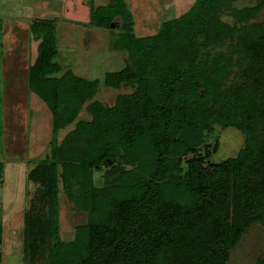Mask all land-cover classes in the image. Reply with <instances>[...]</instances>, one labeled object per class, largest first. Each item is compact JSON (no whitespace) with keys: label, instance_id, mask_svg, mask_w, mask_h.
Listing matches in <instances>:
<instances>
[{"label":"trees","instance_id":"16d2710c","mask_svg":"<svg viewBox=\"0 0 264 264\" xmlns=\"http://www.w3.org/2000/svg\"><path fill=\"white\" fill-rule=\"evenodd\" d=\"M237 1L193 0L156 35L137 38L123 10L126 34L115 48L127 64L103 83L132 92L112 106L97 101L98 81L63 70L50 22L30 24L37 47L27 52V87L52 121L48 154L26 175L36 189L23 212L25 264H225L247 229L264 225V17L256 20L264 0ZM98 9L91 26L117 19ZM215 126L237 129L244 145L234 158L206 163ZM172 158L183 159L181 180L168 179ZM82 164L131 168L97 187ZM58 165L69 201L88 216L69 242L58 232Z\"/></svg>","mask_w":264,"mask_h":264},{"label":"rangeland","instance_id":"374dc122","mask_svg":"<svg viewBox=\"0 0 264 264\" xmlns=\"http://www.w3.org/2000/svg\"><path fill=\"white\" fill-rule=\"evenodd\" d=\"M7 1L12 3L8 6L11 10L7 8L3 10L5 17L0 16V22L2 23V27L4 26L5 19L10 22L7 23L8 27L6 29L7 31H13L15 36L12 32L11 36L9 33L7 37L9 44L7 46L8 48L13 47L16 49V52H6L2 57L3 68L6 70L3 74L11 73L12 70H19L20 74L24 72L21 76L26 77L27 68L25 70V68H20L21 66L19 65L20 63H25L26 65V60H29V56L26 55L27 49L23 46L22 41H26L25 36L27 34L29 38L31 37L30 32H27L31 31L30 24L43 20L50 22L51 31L56 35L55 46L59 52L57 61H59L63 70L70 69L74 75L84 80L98 81L96 99L99 103L112 106L117 94H129L132 92V89L127 85L122 86L119 91H113L105 87L103 83L107 73L121 71L127 64L126 52L115 48L116 39L121 34H126V31H124L126 29L122 28L123 30H121L117 28V25L121 23L120 20H122V24H125V18L128 17V15L123 13V10L127 11L128 6L122 0H87L90 7L99 5L98 14L109 17L117 16L115 17L117 20L119 18V23L113 24V21H111L108 27H94L93 25L91 30H89L90 27L86 26L87 23L85 21L84 23L82 22L81 16L83 13L80 9L77 8V11L74 10L71 13L65 12L64 14L61 8L65 6L59 4V0ZM68 1H70V4L67 3ZM73 1H65L68 8H72L74 3H78L77 0ZM136 1H130V3H134L133 15L135 16L134 20L137 23V27H133L132 33L136 38L156 35L159 26L163 22L179 17L188 11L193 2V0H142L140 3ZM255 2L257 0H238L235 6L241 8ZM57 7L60 8L56 10ZM148 15L150 17L146 19L145 17ZM263 17L264 9L256 20L260 21ZM71 25L74 28H71ZM113 25L114 27L112 28ZM1 30L3 31V29ZM20 36L23 40L18 47L17 38ZM85 40L86 42H84ZM30 43L33 44L29 47H33L34 50L37 43L32 41ZM24 87L20 89L23 91ZM18 105L15 103V105L10 106L8 112L15 117H24L25 110L23 109V112L21 111L22 109L19 110L18 108L22 106ZM2 109L3 105L0 96V163L2 165L0 172V264H25L19 256L22 242V238L20 240L22 232L21 214L30 205L31 197L36 189L34 184L29 181L27 182L26 175L37 163L42 162L41 160L48 154V149L37 159L22 161L24 154L21 152L24 150L22 148V138L15 141L16 131L5 132L2 130ZM89 118V115L83 110L80 119L88 120ZM64 134L61 135V138H63ZM205 142L210 154L206 163L209 161L221 162L237 156L238 152L243 148L244 135L235 128H220L215 126L213 131L208 134ZM204 151L203 149L200 150L202 155L205 154ZM5 152L11 156H7ZM13 152L17 154L12 155ZM23 162L24 165L22 164ZM168 165L170 167L168 179L181 180L185 171L183 159L172 158L168 162ZM81 167V169L91 174L93 185L97 187L102 186L104 178L123 169L131 168L130 165L123 166L121 164L98 168L82 164ZM61 173L62 167L58 165V232L60 240L69 242L74 239L76 228L87 223L88 216L84 212L77 211L69 201ZM19 177H21V181H19ZM17 209H20V219L18 221H16L18 216ZM4 219L10 221L9 226L11 228L9 230L5 227L7 223H3ZM225 264H264V225L260 223L251 225L239 239L238 243L229 250Z\"/></svg>","mask_w":264,"mask_h":264},{"label":"crops","instance_id":"0c3cea01","mask_svg":"<svg viewBox=\"0 0 264 264\" xmlns=\"http://www.w3.org/2000/svg\"><path fill=\"white\" fill-rule=\"evenodd\" d=\"M65 1L66 0H59V4L65 6V7L61 8V10L64 11V14H65V12L71 13L74 10L77 11V8L80 9L83 13V15L81 16L82 22L84 23V21H85V23H87L86 26L90 27L89 30H91V27H93V26H91L89 24L90 13L92 10L98 8L99 5H97L95 7L94 6L90 7L89 2L87 0H77L78 3H74L72 8H68L67 7L68 5L66 4ZM122 1L128 6V7L126 6L127 12L132 17L133 27L136 28L137 23L135 22V20H134L135 16L133 15L134 3L133 2L130 3L131 0H122ZM136 2L140 3V2H142V0H139V1L137 0ZM67 3L70 4V1H68ZM0 4H1V7H3L4 9L7 8V9L11 10L8 6L11 5L12 3H9L7 0H1ZM59 8L57 7L56 10H58ZM146 15H147V13H146ZM2 17H5V16H2ZM149 17L150 16L148 15L145 18L148 19ZM116 20L117 19H114L113 24H116L117 22L119 23V20H117V21ZM7 23H10V22L5 19L4 20V26H3L4 38L2 40V42H3V47H2L3 48V55H2V57L4 56V54H6V52H16V49H14L13 47L8 48V46H7L9 44L8 43L9 40L7 39V37L9 36V33H10V36H11V32H12V34H14L13 31H7V29H6L8 27ZM120 26H121V23H120V25L119 24L117 25V28H120ZM113 27H114V25L112 26V28ZM71 28H74V26L71 25ZM27 32H29V31H27ZM14 36H15V34H14ZM25 37H26V41H22L23 39L21 36L19 38L16 37L17 38V46L19 47L20 42L22 41L23 46L26 47L27 52H28L29 46H31V44H33V43H30L31 40H29L28 34ZM84 42H86V40ZM35 47H37V45ZM31 49L33 50V47ZM33 51H36V48H34ZM2 57L0 59V61H1V63H0V96H1V101H2V105H3V109H2L3 113H2V121H1L2 130L5 132H15L16 131L15 137H14L15 141H16V139L21 140V138H22V142H23L22 148L24 149L23 151H21L22 153H24L22 161L34 160V159L39 158L41 156V154L43 155L45 152V149L47 147V142L49 141V138L51 135V121H52L51 114H50L47 106L43 103V101L34 93L29 92L28 87H27L26 77L24 78V76H21V74L24 72H22L20 74L19 70L18 71L12 70L11 73L3 74V72L4 71L6 72V70H4V68H3ZM33 60H34V58H33ZM28 64H29V61L26 60V65H25V63H20L19 65L21 66L20 68H23V69L25 68V70H26V68H28ZM21 87H24L23 91H22V89H20ZM15 103H17V105L19 104L18 106H22V107L18 108L19 110L22 109L21 110L22 112H23V109L25 110V115H23L24 117H21V116L15 117L13 114L10 115V113L8 112L9 107L15 105ZM3 120H4V122H3ZM5 154L7 156H11L7 152H5ZM13 154H17V153L13 152L12 155ZM18 155L20 156V154H18ZM22 164L24 165V162ZM19 181H21V177H19ZM17 210H18V216L16 218V221H18L20 219V214H19L20 209H17ZM21 217H22V232H21L20 240L23 236V214H21ZM7 219H4L3 223L4 224L7 223V225L5 227L7 230H9L11 228L9 226L10 221ZM7 233H8V231H7ZM19 256L22 259V242L20 245Z\"/></svg>","mask_w":264,"mask_h":264}]
</instances>
